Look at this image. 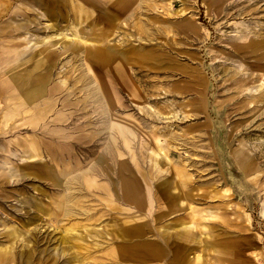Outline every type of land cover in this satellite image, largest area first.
<instances>
[{"label":"rangeland","instance_id":"obj_1","mask_svg":"<svg viewBox=\"0 0 264 264\" xmlns=\"http://www.w3.org/2000/svg\"><path fill=\"white\" fill-rule=\"evenodd\" d=\"M262 92L264 0H0V264H264Z\"/></svg>","mask_w":264,"mask_h":264},{"label":"bare ground","instance_id":"obj_2","mask_svg":"<svg viewBox=\"0 0 264 264\" xmlns=\"http://www.w3.org/2000/svg\"><path fill=\"white\" fill-rule=\"evenodd\" d=\"M157 1V0H156ZM138 7H136V9H137ZM143 8V7H142ZM141 10V9H140ZM144 10V9H143ZM143 10H141V12L143 11ZM144 14H145V11H144ZM143 16V15H142ZM134 17V16H133ZM141 19V18H140ZM147 25V24H146ZM151 29V28H150ZM152 30V29H151ZM155 30V29H154ZM160 30V29H159ZM152 32V31H151ZM60 35H61V33H60ZM62 36V35H61ZM84 42H86V40L84 41ZM74 58V57H73ZM79 58V57H78ZM74 62H76V61H74ZM73 63V62H72ZM78 64V63H77ZM76 64V65H77ZM110 65H113V66H115V68H114V71L115 72H119L121 69H120V67H119V65H118V61H113ZM83 70V69H82ZM82 72V71H81ZM77 75V74H76ZM83 78L84 77H86V74H85V72L83 71ZM81 78V77H80ZM82 80V79H81ZM88 82V81H87ZM109 93H111L110 91H109ZM107 95V94H106ZM106 97V96H105ZM109 97V96H108ZM107 97V98H108ZM253 97V96H252ZM259 97L260 98H262V99H264V92H262V93H260L259 94ZM97 98H100V97H97ZM97 101V100H96ZM117 102V101H116ZM115 102V103H116ZM99 104V103H98ZM262 104V103H261ZM33 105V104H32ZM100 105V104H99ZM102 105V104H101ZM100 105V106H101ZM239 105H241V104H239ZM108 108H109V106H108ZM50 109V108H49ZM261 111V110H260ZM104 112V111H103ZM36 113V112H35ZM43 115V114H42ZM23 118V117H22ZM114 122V121H113ZM113 125V124H112ZM116 129H118V134H119V136L121 135H124L123 134V132H122V130H120L119 128H116ZM113 131V130H112ZM129 133V132H128ZM112 135V134H111ZM110 135V136H111ZM114 135V134H113ZM128 135H130V134H128ZM109 136V135H108ZM124 138V137H123ZM109 139H110V137H109ZM109 141V140H108ZM124 141H126V140H124ZM126 144H128V143H126ZM126 146V145H125ZM262 147V146H261ZM106 148V147H105ZM107 149V148H106ZM262 149H264V147H262ZM262 151V150H261ZM260 151V152H261ZM108 153V152H107ZM112 153V152H111ZM262 154H264V153H262ZM112 155V154H111ZM87 171V170H86ZM75 176V175H74ZM69 179V178H68ZM126 184L130 187V190L132 191L133 189H134V186H133V183H132V181L131 180H129V181H127L126 182ZM69 186V185H68ZM69 189V188H68ZM70 189H72V188H70ZM70 192H71V190H70ZM68 194V193H67ZM135 199V198H134ZM67 200V199H66ZM63 211L65 212V214L66 215H69V214H74L75 213V206L72 204V203H70L69 202V199H68V202L67 203H64V205H63ZM76 214V213H75ZM136 223V222H135ZM55 248V247H54ZM54 252V251H53ZM57 252V251H56ZM40 253V252H39ZM67 253V252H66ZM66 256V255H65ZM27 257V256H26ZM78 257V256H77ZM70 258V257H69ZM76 258V257H75ZM11 259V258H10ZM67 259V258H66ZM72 259V258H71ZM79 259V258H78ZM74 260V259H73Z\"/></svg>","mask_w":264,"mask_h":264},{"label":"crops","instance_id":"obj_3","mask_svg":"<svg viewBox=\"0 0 264 264\" xmlns=\"http://www.w3.org/2000/svg\"><path fill=\"white\" fill-rule=\"evenodd\" d=\"M36 106H37V104L35 105L34 101H30V102H27L25 104V108L23 107V110H26V111H29V110L33 111L34 110V111H36L37 110ZM31 113H34V112H31ZM32 116L35 117V119H36V116L34 114ZM27 118H30V117H27Z\"/></svg>","mask_w":264,"mask_h":264}]
</instances>
